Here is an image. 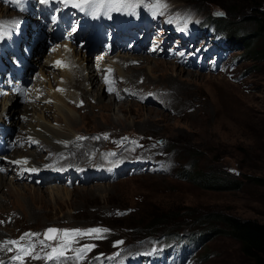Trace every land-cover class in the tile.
I'll return each instance as SVG.
<instances>
[{
  "label": "rangeland",
  "instance_id": "1",
  "mask_svg": "<svg viewBox=\"0 0 264 264\" xmlns=\"http://www.w3.org/2000/svg\"><path fill=\"white\" fill-rule=\"evenodd\" d=\"M138 1L148 2V6L153 0ZM216 1L221 5L163 0L166 5L162 8L164 18L169 21L183 19L185 26L199 27L201 33L196 31L192 39L182 41V35L191 29L187 27L181 35L171 37L162 44L160 36L164 33H161L160 26H155L153 33L147 37L143 51L122 59L128 63L127 60L132 56L137 57V63L127 67L121 64L122 71H117L113 66L121 79L116 89L118 98L113 99V95H108L103 88L106 97L99 98L96 84V90L88 91L86 101L77 102L76 107L70 99H66L68 108L76 110L75 120L70 124L54 120V102L42 103L36 99V102L16 106L18 118L14 120H18L26 134L35 137L33 132L37 131V138L46 136L43 127L36 126L41 123L39 114H42L67 136L73 134L74 140L81 141L77 146L65 148L76 153L69 164L75 171L78 184L70 187V177L64 178L68 182L66 186L60 182L43 185L33 180H14L17 188H24L25 192L23 196L14 197H9L8 187L2 186L0 191L6 192L7 198L2 199L5 207L0 209L9 212L0 219V245H6L10 239L20 244L23 240L18 234L23 231L35 233L32 236L35 244L39 243L38 251L25 256V262L41 264L54 247L66 242L62 232L58 234L61 238L44 239L48 228H101L108 231L68 237V247L64 253H73L75 249L93 245L85 254L88 258L78 257V264L101 260L103 264H114L124 255L146 250L149 246L157 255L168 249L162 255L164 261L169 258L171 262L177 261L179 264H252L241 253L238 241L219 231L220 225H213L210 231L204 229V242L202 239V243H196L192 239L194 230L213 223L211 216L203 220L196 219L206 213H223L264 223V185L251 179H264V33L254 34L255 24L252 20H246L255 15V9L264 12V4L249 0ZM0 5V17L11 14L6 5ZM211 15L220 16L229 27H223L230 36L229 41H225L222 46H214L213 55L215 50H225L224 59L218 60V68L195 62L198 55L195 50H202L212 41L210 36L214 29L209 28ZM204 18L207 20L203 21ZM2 27L9 28L5 23ZM151 28L149 24L148 32ZM246 34L249 36L247 40L256 37L252 41L255 55H249L243 49V36ZM180 52L181 55H178ZM148 65H152V69H148ZM129 67L132 70L127 71ZM176 67L183 70L179 77H175L172 72ZM58 73L47 70L44 76L55 86ZM48 81L45 82L47 88ZM98 83L101 84L99 80ZM171 88H179L181 93L177 94ZM144 90L146 93L141 97ZM47 92L49 95L54 93L51 90ZM121 92L131 96H124ZM153 93L160 95V98H156ZM104 100L109 101L112 108L106 109ZM95 101H99V104ZM25 108L30 111L24 113ZM39 146V155H44L45 161L52 160L46 163L55 165L56 169L64 166L61 162L63 155L53 156L42 152L41 149L49 147L45 142ZM32 149L17 150L13 155H27ZM97 149L100 153L95 154ZM105 149H112L117 159L113 158L104 164L92 155H99L102 160L113 156L106 155ZM63 152L64 149L59 153ZM135 158L150 161V165H145V170L131 174L127 168L110 181L100 178L114 172V165L119 166ZM156 163L157 168L153 170L152 166L154 168ZM87 166L94 167L95 172L88 174L86 180L83 172ZM182 169L195 179L179 176ZM101 173L99 177L96 176ZM5 177L11 180L10 174ZM205 178L218 179L216 184H233L239 180L240 184L239 187H210L216 184ZM162 213L172 217L175 222L146 225L151 217L155 218L153 222H159L155 216ZM174 230L178 232L177 236L170 234L172 237L167 239L169 235L166 234ZM182 234L183 237L179 238ZM173 240L178 245L176 254L168 245ZM117 241L122 243L116 244ZM7 246L9 251V248L18 245L8 243ZM181 249L183 252H180ZM18 253L19 250L12 256V253L8 254L10 261L5 259L6 264L8 261V264H14L13 257ZM37 256L39 258H35ZM66 261L77 264L68 257L55 262L60 264Z\"/></svg>",
  "mask_w": 264,
  "mask_h": 264
},
{
  "label": "bare ground",
  "instance_id": "2",
  "mask_svg": "<svg viewBox=\"0 0 264 264\" xmlns=\"http://www.w3.org/2000/svg\"><path fill=\"white\" fill-rule=\"evenodd\" d=\"M4 5H6V4H4ZM7 8H8V10L11 11V14H8V15H5L3 17H0V35L7 34L8 30H10L11 27L17 26L19 24L18 20L16 19V18H20L19 14L17 12H15L12 8H10L8 6H7ZM136 9H137V4H136V7H135V10ZM137 10L139 12L143 13L142 12L143 11V3H140V5H139ZM155 11H157V10H155ZM153 12H154V10L148 9L147 16H148L149 19H150V17L153 16ZM9 15L11 17H8ZM122 19H123V21L129 20V17L128 16H123ZM3 23H5L9 28H4L3 29V27H2ZM148 29H149V27H148ZM148 29H147L146 33H149ZM2 37L5 38V36H2ZM133 56L131 57V59H136L137 58V57H133ZM122 59L120 60V62H114L113 63V65L117 68V71H122L121 68H123V67L121 66V64H124L126 67L127 66H132V65L128 64L126 61H123ZM83 63H84L83 59L80 58L79 55L72 54V55L68 56L65 59V67L59 68L58 70H56L59 73H58V76L56 77L57 84L55 86H52L50 81L47 82L48 88L45 86V82L42 83L43 84L42 88H41L42 84L39 85L38 83H36L34 85L36 87V85L38 84L39 85V89H37L35 91V93H34L35 97L32 96V98L34 97L35 101H36V99H38L40 101L43 100V99H49L51 104L54 102V107H52L54 109V113H55L54 116H53L54 120L55 119L57 121L62 120L67 125L70 124V122H73L75 120L74 119L75 118L74 117L75 116L74 113H75L76 110L74 111V108H73V110L68 108V106L66 105V103H67L66 99H70L71 103L74 104L75 107H76V103L77 102H79V101L83 102L84 100L86 101L85 97L88 95V91L91 92L92 90L93 91L96 90V88H94V86H96V84H97L96 87H97V90H98V97L99 98H101L103 96L106 97L105 92L107 93V91L105 90V92H104L102 90V88L103 89L104 88H108L109 92L107 94L108 95L109 94L113 95V99H116V97L118 98V95H117L118 90L117 91L115 90V83L111 79H108V82H106V80H104V77L102 75L103 72H102L101 69H100V71L97 72V74L101 73V78L97 79V77L94 74V72L93 71H89L91 66H89V64H85L84 65ZM152 65H148V69H152V67H153ZM165 65H168V64H165ZM129 70H132V67H129L127 71H129ZM190 70H192V69H190ZM117 71H115V77L119 76ZM181 71H183L181 67L179 69H177V67L172 69V72H174V76L175 77H179ZM52 77H53V75H52ZM98 80H99V82L102 85L101 84L99 85ZM113 85H114V88H113ZM171 89L173 90L174 88H171ZM47 90L49 92H50V90L52 92H54V93H50L51 97L48 94ZM77 91H78V94H77ZM40 92H44V95H42L40 97L36 96L37 93H40ZM64 92H66V93L64 94ZM79 92H81L82 94H79ZM124 92H126V91H124ZM124 92H121V94H123L124 96H131V94H129V93L126 94ZM142 92L143 93H142L141 97L144 96V93H146V90H144ZM156 92H158V91H156ZM174 92H177V94L181 93L179 88H175ZM173 94L174 93L171 94V97H172ZM152 95H154L156 98H160L159 97L160 95L158 96L157 93L156 94L153 93ZM90 96L94 98V96H92V95H90ZM147 96H149V94L146 95V98H147ZM94 99H96V98H94ZM174 101H175V98H174ZM95 102H98V104H99V101H95ZM103 102L104 103L106 102L105 104H103V106L105 105L106 109L111 107L109 101L107 102V100H104ZM0 103H1V106H0V120H1V117L3 115H10L11 119L18 118L17 115H16L18 110L16 111L15 108H16V106L19 103H18V101L16 99H12L11 96H7V97L1 99ZM119 107H122V106L119 105ZM23 110L22 111L24 113H27L28 111H30V110H28L26 108L23 109ZM128 111L130 112V109H128ZM149 112H151V111H149ZM15 115H16V117H15ZM26 121H28V119ZM39 121H41V123H37L36 126L39 125V126L43 127L42 130H43V132H45L46 136H44V138H42V139L37 138L38 132L34 131L33 134L35 135V137H33V136H31L30 134L27 133L28 138H30L32 140H37L38 143L45 142L46 145H48L49 147L47 149H41V150H42V152L45 151L46 154H48V155H53V156H61V155H63V159H62L61 162L64 163V166L63 167L59 166V168L56 169L55 165H52L50 163H46V162H50L52 160L45 161L44 158H43L44 155H41V154L39 155V151L40 150L37 151V148H34L31 151H29L27 153V155H23L22 154L21 156H16V157H14L15 155H13V152L17 151V149L13 150L9 154V157H10L9 161H13L14 165H10L8 163L9 166H7V164H6L4 173H0V190H2L1 189L2 186H7L8 187V189H7L8 190V194L7 195L9 197L23 196V193H25L24 190H23L24 188L22 190L17 188V186L15 185L16 183H15L14 180L22 179V178L19 177V173H21V175H23L24 177L34 173V171H32L31 169H36V171L39 172V174H37L35 176V182L36 183L40 182V184L44 185V184H48L49 182H52V183H59L60 182L61 184L64 185V181H63V179H61V175L63 174L62 178L64 176L73 178L72 185L78 184V181H77L78 179L76 178L75 173H74L75 171L73 170V168L69 164V160L72 157H74V155L76 153H74V150H68V149H65V148L67 146H73V145L77 146V145H79L81 143V141L74 140V136H72L73 134H71V133H74V132H71L70 133L71 135L67 136V133H63L62 130H59L58 127L53 126L52 123L50 122V120H47L46 118H44V116L42 114H39ZM14 122L18 124V120H16V121L14 120ZM75 134L76 133H74V135ZM38 143H37V145H39ZM63 149H64V152L63 153H59V152L63 151ZM20 150H22V149H20ZM46 154H45V156H46ZM12 157H14V158H12ZM139 157H141V156H139ZM105 159H107V157H105ZM138 160H139V158H135V160L133 159L132 161H138ZM15 161H20L21 163H15ZM127 161H129V159ZM106 164H108V162ZM65 166H68L67 167V171H69V175H68V172L67 173L63 172V169H64ZM106 167H108V166H106ZM91 172H95V168L87 166V170H84V172H83V178L87 180L88 179L87 176ZM8 174L11 175L10 179L12 181L11 180L8 181L7 178L5 177V175L8 176ZM99 175H102V173L101 174H96L97 177H99ZM103 176L104 175H102V177L100 176V178H103ZM43 177H44V180L42 181ZM59 179H61V180H59ZM2 192L0 191V207H5V205L3 204V200H5L7 198V195L5 194L6 192H3V193ZM52 192H54V191H52ZM52 192H50V193H52ZM31 201H33L32 197H31ZM0 210H1L0 211V219L2 218L3 214H4V217H5V215H7L8 212H9V211L8 212L4 211L2 209H0ZM6 212H7V214H5ZM27 233H29V232H27ZM25 234H26L25 231L21 232V234H18V236L24 237L22 239L23 241L20 244H22V245L23 244H27V245L33 246L34 245V241H35L34 237L31 235V233H29L28 236H25ZM18 236H17V238H18ZM8 241H14V240L10 239ZM7 244H8V242H7ZM7 244L6 245H0V264H6V260L5 259L9 260L10 256H12L15 251L19 250L18 246H13L11 249L9 248V251H8ZM10 253H12V254H10ZM8 254H10V256H8ZM8 262H7V264H8ZM60 264H70V263H69V261H66V262H60ZM81 264H103V263H102V260H101V262L100 261H87V262H81Z\"/></svg>",
  "mask_w": 264,
  "mask_h": 264
},
{
  "label": "trees",
  "instance_id": "3",
  "mask_svg": "<svg viewBox=\"0 0 264 264\" xmlns=\"http://www.w3.org/2000/svg\"><path fill=\"white\" fill-rule=\"evenodd\" d=\"M189 2H207L209 4L212 5H216V4H220V2H217L216 0H188ZM249 2H257V3H263L264 4V0H249ZM221 5V4H220ZM255 15L254 16H250L248 18H246V20H252V22L255 24L256 26V30L254 32V34L256 33V35H260L264 33V12H262V10L260 9H255L253 12ZM207 18H204L203 21H206ZM210 21L211 23L209 24V28H213L214 31L219 35V36H224V38L226 39V41H229V34L226 33L227 31L223 29V27L229 28L226 25V22L217 15H211L210 16ZM217 27V28H216ZM236 34L238 35V32H236ZM229 36V37H228ZM244 38V46L243 49H245L249 55L254 54L255 50H253V43L252 41H254V39H256V37L254 39L251 40H247V38H249L248 34L243 36ZM256 53V52H255ZM239 55V54H238ZM238 57V56H236ZM240 57V56H239ZM179 176H181L182 178H188V179H195L192 178V176H189V172H187V170L182 169L181 170V174H179ZM202 178V177H201ZM206 179V178H205ZM253 181H258L260 182L259 184L264 185V179H260V178H251ZM204 180V179H201ZM206 180H208L209 182L216 184V182L218 181V179L215 180L214 179H209L207 178ZM231 183V182H228ZM240 184V180L239 181H235L233 184H216V185H209L210 187H223V188H229V187H239ZM210 217L211 221L213 223H211L210 226L203 228L200 230H194L193 234H192V239L196 242V243H202V239L204 238V231L207 229L208 231L213 230V225H220L221 229L219 230L220 232H222L223 234L235 239L236 241H238L239 243V248L241 253L249 258L252 261V264H264V223L255 221L253 219H241L238 217H234L228 214H223V213H210V214H203V215H199L196 217V219H200L203 220L206 217ZM155 217H157L159 222H153V220L155 219L154 217H151V221L149 220L148 223H146V225H151V224H156V223H161V222H169V223H174L175 220L173 221V218H169L167 214L163 215L159 214L156 215ZM161 219V220H160ZM207 221V220H206ZM151 222V223H150ZM204 221H201V223ZM178 223V222H176ZM205 229V230H204ZM171 232V231H170ZM178 232H175V230L172 233L166 234L169 235L167 236V239H170V234H175L177 236ZM196 235V236H195ZM169 237V238H168ZM179 237H183V234L180 235ZM204 242V239H203Z\"/></svg>",
  "mask_w": 264,
  "mask_h": 264
},
{
  "label": "snow or ice",
  "instance_id": "4",
  "mask_svg": "<svg viewBox=\"0 0 264 264\" xmlns=\"http://www.w3.org/2000/svg\"><path fill=\"white\" fill-rule=\"evenodd\" d=\"M11 3L14 4H21V0H10ZM41 3H47L48 0H40ZM64 3H71L73 7L79 8L81 11H85L86 9L90 10V14L93 16H98L102 12L104 14H109L112 11H131L134 12L137 0H62ZM154 9L153 14H156L155 10H159L161 8L166 7V5L163 3V0H156V2L152 5H150ZM218 15H222V13H217ZM55 19V17H53ZM57 64L60 62L57 61ZM106 82H108V78L105 77ZM83 139V137H81ZM15 163H21L20 161H15ZM32 171H36V169H31ZM108 231L107 229H101V228H92V229H65V230H58L54 228H49L45 231L44 235L47 239H57L61 238L58 236L59 233L62 232L63 238L66 240V242L62 245H59L57 247H54L52 249V252L48 254L47 259L51 260L59 256L64 255V250L68 247L67 238L74 235H90L93 233L99 234ZM29 234H25V236H28ZM31 235H36L35 233ZM24 237H21L23 239ZM99 238V237H98ZM9 244L18 245V249L20 254L17 256H14V260H22L24 256L30 255V247L31 246H24L22 244H19L18 241H8ZM122 243L121 241H117L116 244ZM94 247L93 245H86L80 249H77V255L78 257L83 256V253L91 250V248ZM35 258H39L38 256Z\"/></svg>",
  "mask_w": 264,
  "mask_h": 264
}]
</instances>
